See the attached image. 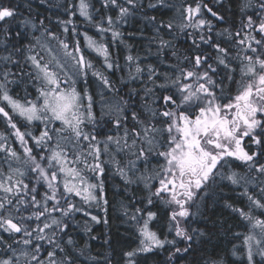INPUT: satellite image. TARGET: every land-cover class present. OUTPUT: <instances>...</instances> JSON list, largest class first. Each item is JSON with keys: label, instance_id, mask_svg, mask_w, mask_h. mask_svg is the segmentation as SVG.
<instances>
[{"label": "snow or ice", "instance_id": "snow-or-ice-1", "mask_svg": "<svg viewBox=\"0 0 264 264\" xmlns=\"http://www.w3.org/2000/svg\"><path fill=\"white\" fill-rule=\"evenodd\" d=\"M39 3L0 0V264H225L198 226L220 204L264 264V0Z\"/></svg>", "mask_w": 264, "mask_h": 264}, {"label": "trees", "instance_id": "trees-1", "mask_svg": "<svg viewBox=\"0 0 264 264\" xmlns=\"http://www.w3.org/2000/svg\"><path fill=\"white\" fill-rule=\"evenodd\" d=\"M53 2H57V0H53ZM59 2H64V0H59ZM170 3L179 6L182 2V0H169ZM33 9L34 12H39L43 15L49 14L46 12L45 7L40 5L39 0H32ZM23 10V9H22ZM27 14V13H25ZM151 15H157L158 19H164L167 21L169 18L173 16H178V14L175 12V10L167 11L166 15L159 16L156 12H151ZM55 18V17H53ZM82 19V18H81ZM125 32V39L126 41L133 45V54L140 53L143 55L144 49L147 46V39L140 38L139 32L142 30L145 34V37L151 35V29L150 27H145L144 21L136 17L132 21H130L129 24L124 25L123 29ZM89 34L96 36L94 29H88ZM128 32L136 33L134 36H128ZM98 38V37H97ZM114 52L118 51L120 55V60H123V56L127 54V51L124 49V47L121 45L119 48H113ZM91 59H93V62L96 64L97 67H100L102 61L99 57L95 55V53L91 54ZM113 81L119 85L118 80V71L115 73L110 74ZM23 95V93H21ZM0 130H3L2 127H0ZM121 181H119L116 184H120ZM114 189L110 186L109 191V198L111 200H116L118 197H113L112 192ZM139 196L142 195V193L138 192ZM238 205L242 206L241 201L235 200ZM114 225H119L120 221L115 218V216L112 217ZM199 227L204 228L206 232L209 233V238L206 241L204 248L205 252L203 253L204 256H210L213 258H223L225 261V264H240V261L236 259V257H233L231 255L233 245H236L237 248H240L242 244H240L241 239H237L234 236V233H246L247 226L245 222H243L238 216L230 213L229 210H226L223 208L222 204L217 205L215 207H212L208 211V221L207 223L204 220H201L199 222ZM113 231H115V227L113 228ZM121 231H123V228H121ZM104 232V225H95L94 226V234L96 235H102ZM72 235L81 243L83 244L84 240L87 238L85 234L82 231H79L77 229H74L72 232ZM90 243L94 246L93 250L95 251L96 248L99 247L100 241H90ZM103 251V249H101ZM167 253L161 252L158 255H150L148 258V264H163V260L166 258Z\"/></svg>", "mask_w": 264, "mask_h": 264}, {"label": "flooded vegetation", "instance_id": "flooded-vegetation-1", "mask_svg": "<svg viewBox=\"0 0 264 264\" xmlns=\"http://www.w3.org/2000/svg\"><path fill=\"white\" fill-rule=\"evenodd\" d=\"M149 59L151 60L152 58L150 57ZM120 63H121V65H123V64H124V60H120ZM122 75H124V73L118 71V80H119V78H120ZM111 79H112V78H111ZM118 84H119V83H118ZM119 181H120V180H119L118 177H115V178H113V179H110V181H109V183L107 184V187H106V190L108 191V193H109V191H110V186L113 188V185L116 184V183H118ZM136 195H137V197H139L138 192L136 193Z\"/></svg>", "mask_w": 264, "mask_h": 264}, {"label": "rangeland", "instance_id": "rangeland-1", "mask_svg": "<svg viewBox=\"0 0 264 264\" xmlns=\"http://www.w3.org/2000/svg\"><path fill=\"white\" fill-rule=\"evenodd\" d=\"M239 242H240V244H242V240H240Z\"/></svg>", "mask_w": 264, "mask_h": 264}]
</instances>
